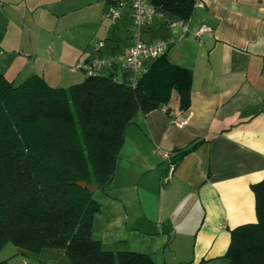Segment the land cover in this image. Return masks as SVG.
<instances>
[{
  "label": "crops",
  "instance_id": "crops-1",
  "mask_svg": "<svg viewBox=\"0 0 264 264\" xmlns=\"http://www.w3.org/2000/svg\"><path fill=\"white\" fill-rule=\"evenodd\" d=\"M114 6L115 0H0V72L13 83L34 73L53 86L81 81L86 73L70 76L64 64L121 54L131 42V9L126 4L112 20ZM183 21L154 14L141 35L166 40L170 61L191 69L190 104L178 110L174 100L138 112L127 125L112 178L98 198L93 193L101 210L91 234L104 250L143 252L153 264H225L230 229L256 221L250 186L264 178V0H196ZM201 24L209 28L196 35ZM98 34L106 41L85 51ZM109 69L115 76L121 70ZM183 116V126L173 123ZM158 148L172 154L171 173ZM127 222L131 232L121 234ZM154 238L161 241L154 245ZM46 251L53 264H69L61 248ZM6 252L0 259L8 264H30V257L51 264L15 245Z\"/></svg>",
  "mask_w": 264,
  "mask_h": 264
},
{
  "label": "trees",
  "instance_id": "trees-1",
  "mask_svg": "<svg viewBox=\"0 0 264 264\" xmlns=\"http://www.w3.org/2000/svg\"><path fill=\"white\" fill-rule=\"evenodd\" d=\"M150 2L167 19L187 20L196 0ZM107 69L67 86H52L37 73L13 83L0 72V250L10 242L24 254L61 248L69 264H153L143 252L100 247L91 229L101 204L76 181L104 190L127 125L138 112L174 100L186 109L192 71L166 52L144 64L135 86L125 70L117 80ZM250 187L256 221L230 229L225 264H264V178Z\"/></svg>",
  "mask_w": 264,
  "mask_h": 264
},
{
  "label": "built area",
  "instance_id": "built-area-1",
  "mask_svg": "<svg viewBox=\"0 0 264 264\" xmlns=\"http://www.w3.org/2000/svg\"><path fill=\"white\" fill-rule=\"evenodd\" d=\"M126 4H128L131 9L132 20L135 26L127 50L121 54H113L106 58L83 61L78 63L75 67L83 69L86 74H91L97 72L100 67L104 66L106 68H111L113 65H118L120 69L126 71L127 84L135 86L144 71L145 62L166 52L169 43L163 39L147 41L142 38L141 27L147 20L151 19L154 14H158L162 18L165 17L164 14L159 12L148 0H115V6L110 10V17H119ZM168 21L170 24H180L184 26L183 20L168 19ZM208 28L209 26L206 24H201L196 30V35L201 34ZM102 44V42H99L98 46L100 47ZM120 77L121 76L118 75L114 78L121 80ZM172 121L178 126H183L187 121V116L174 118ZM158 152L168 162L167 171L171 173L173 169V163L171 161L172 154L159 148ZM22 264H27V260H24Z\"/></svg>",
  "mask_w": 264,
  "mask_h": 264
},
{
  "label": "rangeland",
  "instance_id": "rangeland-1",
  "mask_svg": "<svg viewBox=\"0 0 264 264\" xmlns=\"http://www.w3.org/2000/svg\"><path fill=\"white\" fill-rule=\"evenodd\" d=\"M110 17V16H109ZM111 18V17H110ZM112 19V18H111ZM113 20V19H112ZM105 37L104 36H102L101 34H98V35H96V36H94V38H92V41L89 43V45L86 47V49H85V51H90V50H92L94 47H96V45H98V43H99V41L100 40H103V41H106L105 39H104ZM66 47H57L56 49H58V50H64ZM26 49H28L29 50V48H26ZM33 49V48H32ZM27 50V51H28ZM79 63H81L82 61H78ZM76 64V63H75ZM75 64L73 63V64H64V66H65V68H69L70 69V76H71V74L72 75H76V74H83V72H84V70L83 69H79V68H77V69H73V67L75 66ZM78 64V63H77ZM72 70V71H71ZM58 72V71H57ZM73 72V73H72ZM74 72H76V73H74ZM56 74H60V70H59V72L58 73H56ZM22 75H25V73H23ZM24 77H26V76H21L20 78H17V79H19V80H17V81H22L23 79H24ZM74 79V78H73ZM72 81H77V80H72ZM52 86L53 85H55V84H51ZM173 99V98H172ZM96 192V198H98V196H99V194H100V192H101V189H96L95 190ZM94 193V192H93ZM130 222H127L126 224H125V227H124V230L122 231V233L121 234H125L126 232H131V230L129 229L130 228ZM133 232H135V230H133ZM129 240V239H128ZM153 242H154V245L156 244V243H159L161 240L159 239V238H154L153 240H152ZM13 246L14 245H12V243H10V242H8L7 244H6V246L4 247V249H3V252L0 254V258H2L3 256H5L6 254H7V250L9 249V248H13ZM48 248H52V247H44V248H42L39 252H38V254L40 255L39 256V258L40 259H51V264H53L54 263V261H55V259L56 258H53V255H47L46 254V250H48ZM5 250V251H4ZM17 256H20V255H17ZM46 256H47V258H46ZM21 258L19 257V260H20ZM28 260H29V263L30 264H36V259L34 258V257H30V258H27ZM59 262V264H61V261H58Z\"/></svg>",
  "mask_w": 264,
  "mask_h": 264
},
{
  "label": "water",
  "instance_id": "water-1",
  "mask_svg": "<svg viewBox=\"0 0 264 264\" xmlns=\"http://www.w3.org/2000/svg\"><path fill=\"white\" fill-rule=\"evenodd\" d=\"M76 183L82 187H86L90 192H94L97 187L95 184H87L85 181H76Z\"/></svg>",
  "mask_w": 264,
  "mask_h": 264
}]
</instances>
